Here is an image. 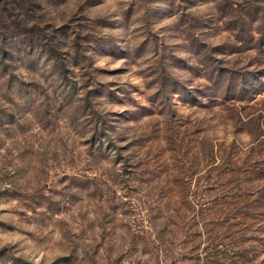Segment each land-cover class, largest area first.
<instances>
[{
  "label": "rangeland",
  "instance_id": "obj_1",
  "mask_svg": "<svg viewBox=\"0 0 264 264\" xmlns=\"http://www.w3.org/2000/svg\"><path fill=\"white\" fill-rule=\"evenodd\" d=\"M0 264H264V0H0Z\"/></svg>",
  "mask_w": 264,
  "mask_h": 264
}]
</instances>
